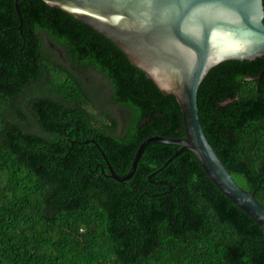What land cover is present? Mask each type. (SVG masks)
Here are the masks:
<instances>
[{"label": "trees", "instance_id": "trees-1", "mask_svg": "<svg viewBox=\"0 0 264 264\" xmlns=\"http://www.w3.org/2000/svg\"><path fill=\"white\" fill-rule=\"evenodd\" d=\"M17 5L21 20L0 0V264H264L259 224L190 150L152 141L129 179L109 176L128 173L145 138L184 135L178 102L85 23L42 0ZM197 107L264 206V55L211 68Z\"/></svg>", "mask_w": 264, "mask_h": 264}, {"label": "water", "instance_id": "water-1", "mask_svg": "<svg viewBox=\"0 0 264 264\" xmlns=\"http://www.w3.org/2000/svg\"><path fill=\"white\" fill-rule=\"evenodd\" d=\"M15 9L21 20L17 3ZM114 43L162 92L179 104L184 135H153L137 147L122 182L129 179L146 144L178 145L192 152L210 181L264 232V206L236 184L208 142L198 115L197 91L211 68L264 55L262 0H42ZM171 157V158H172Z\"/></svg>", "mask_w": 264, "mask_h": 264}, {"label": "rangeland", "instance_id": "rangeland-1", "mask_svg": "<svg viewBox=\"0 0 264 264\" xmlns=\"http://www.w3.org/2000/svg\"><path fill=\"white\" fill-rule=\"evenodd\" d=\"M87 74L84 76L85 79L83 78V80H85V82H87V81L89 82L90 79L92 78V76L96 75V73H94L93 71H90V74L88 75V80H87V78H86ZM94 101L97 102V103H101V98L95 93H94ZM109 109H111V108H109ZM113 112L116 114L117 119H119L122 116V114H123V112L120 111V110H114Z\"/></svg>", "mask_w": 264, "mask_h": 264}]
</instances>
